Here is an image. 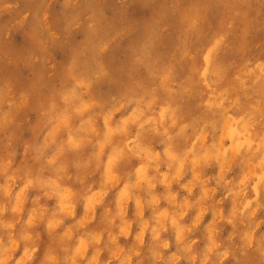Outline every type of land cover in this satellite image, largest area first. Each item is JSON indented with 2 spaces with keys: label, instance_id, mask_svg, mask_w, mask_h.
I'll use <instances>...</instances> for the list:
<instances>
[{
  "label": "clouds",
  "instance_id": "9594fccd",
  "mask_svg": "<svg viewBox=\"0 0 264 264\" xmlns=\"http://www.w3.org/2000/svg\"><path fill=\"white\" fill-rule=\"evenodd\" d=\"M0 264H264V0H0Z\"/></svg>",
  "mask_w": 264,
  "mask_h": 264
}]
</instances>
